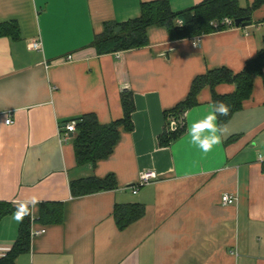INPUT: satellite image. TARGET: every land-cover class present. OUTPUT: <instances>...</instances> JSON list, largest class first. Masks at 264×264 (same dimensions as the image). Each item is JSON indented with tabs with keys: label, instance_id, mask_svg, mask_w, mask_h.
<instances>
[{
	"label": "crops",
	"instance_id": "obj_1",
	"mask_svg": "<svg viewBox=\"0 0 264 264\" xmlns=\"http://www.w3.org/2000/svg\"><path fill=\"white\" fill-rule=\"evenodd\" d=\"M152 1L0 0V24L19 30L16 40L0 37V204L14 208L0 219V259L17 239L18 205L35 198L29 249L14 264H264V69L212 151L201 152L188 131L208 114L212 92L229 95L233 84L203 88L185 113L184 133L159 145L165 114L196 77L218 69L238 74L263 48L264 2L251 9L246 27L176 41L151 27L146 47L96 54L92 43L106 24L138 18ZM167 1L181 12L202 0ZM36 40L41 51L29 48ZM124 90L134 102L132 131L119 128L107 158L77 165L75 132L65 126L89 114L101 125L120 120ZM145 171L158 179L132 194ZM110 176L113 189L71 195L72 181ZM223 194L235 202L221 205ZM130 204L143 213L119 229L115 206ZM43 205L51 213L40 220Z\"/></svg>",
	"mask_w": 264,
	"mask_h": 264
},
{
	"label": "trees",
	"instance_id": "obj_2",
	"mask_svg": "<svg viewBox=\"0 0 264 264\" xmlns=\"http://www.w3.org/2000/svg\"><path fill=\"white\" fill-rule=\"evenodd\" d=\"M264 0H255L251 8H241L238 0H202L190 9L173 12L167 0H158L141 5L140 16L124 23H108L104 26L101 35L96 36L92 46L97 55H106L140 49L148 46V30L151 27L164 28L170 40H183L201 36L211 32L223 30L222 26L213 28L212 22L224 18H249L252 8L259 7ZM181 22V24H178ZM0 37H9L12 40L19 38L17 25L13 23L0 24ZM264 69V39L263 48L255 58L246 62L242 71L233 74L226 69H218L205 75L196 77L190 87L187 97L165 114L178 116L186 113L197 105L200 91L209 87L212 91L218 84L229 83L235 86L229 95H217L212 92V102L220 101L230 106L228 116H218L217 123L221 127L227 124L233 115L241 110L242 103L251 96L252 80L254 76L261 75ZM122 118L108 125H101L94 115L82 116L75 123V139L72 142L77 165L93 166L98 160L107 158L113 151L119 139V128L132 131L131 114L134 111L132 94L124 90L120 96ZM185 130V126L175 132L166 129L159 137L161 147L168 146L178 139ZM116 187L112 176L103 180L94 177L79 179L70 183V192L74 197L110 190ZM48 207L42 206L40 220L49 215ZM14 210L9 204H0V219ZM142 207L136 204L116 205L113 216L119 229H123L142 215ZM59 213L51 218L58 221ZM30 216L24 215L19 228L17 239L10 251L0 259V264H14L15 259L29 249Z\"/></svg>",
	"mask_w": 264,
	"mask_h": 264
},
{
	"label": "clouds",
	"instance_id": "obj_3",
	"mask_svg": "<svg viewBox=\"0 0 264 264\" xmlns=\"http://www.w3.org/2000/svg\"><path fill=\"white\" fill-rule=\"evenodd\" d=\"M230 106L220 101H213L208 108V114L203 120H199L191 125L188 135L191 137V143L198 147L201 152L208 153L213 147L221 143L222 128L217 124L218 116H228ZM38 201L32 198L29 201L18 205L16 220H22L23 215L30 214V209L34 208ZM25 209L21 214L19 209Z\"/></svg>",
	"mask_w": 264,
	"mask_h": 264
},
{
	"label": "built area",
	"instance_id": "obj_4",
	"mask_svg": "<svg viewBox=\"0 0 264 264\" xmlns=\"http://www.w3.org/2000/svg\"><path fill=\"white\" fill-rule=\"evenodd\" d=\"M178 24H181V22H178ZM211 26L213 28H215V29L218 28L219 26H222L223 30L227 29V28H235L234 22L231 19H228V18H224L221 21L212 22ZM29 48L31 50L41 51V42H40V40H36V41L32 42L29 45ZM116 55L119 56V53H116ZM69 59H70V57H69ZM184 116H185V113L181 114V115H178V116H173V115L169 114L166 117L165 129L168 132H175L178 129H180L181 127H183L184 126ZM5 123H6V125H9V124L12 123V121H11V119H7L5 121ZM65 130H66V133H69V134L74 133L75 132V123L74 122L68 123L65 126ZM64 141H67L66 137H64ZM157 179H158V176L153 171L142 172L140 174L139 181L137 183H135L134 185L130 186L129 189L131 190L132 194H136L140 187H142L144 185H147L149 183H152V182L156 181ZM234 202H235V198H233L232 196H230L228 194H223L221 196V198H220V203L223 206L231 205ZM42 233H44V230L33 231V232H31V235H39V234H42Z\"/></svg>",
	"mask_w": 264,
	"mask_h": 264
},
{
	"label": "water",
	"instance_id": "obj_5",
	"mask_svg": "<svg viewBox=\"0 0 264 264\" xmlns=\"http://www.w3.org/2000/svg\"><path fill=\"white\" fill-rule=\"evenodd\" d=\"M249 25H250V19L248 17L234 20V26L236 28L246 27V26H249Z\"/></svg>",
	"mask_w": 264,
	"mask_h": 264
}]
</instances>
